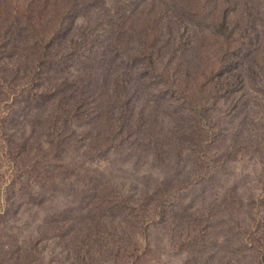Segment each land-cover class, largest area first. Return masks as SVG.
I'll return each mask as SVG.
<instances>
[{
    "label": "rangeland",
    "instance_id": "obj_1",
    "mask_svg": "<svg viewBox=\"0 0 264 264\" xmlns=\"http://www.w3.org/2000/svg\"><path fill=\"white\" fill-rule=\"evenodd\" d=\"M0 264H264V0H0Z\"/></svg>",
    "mask_w": 264,
    "mask_h": 264
}]
</instances>
